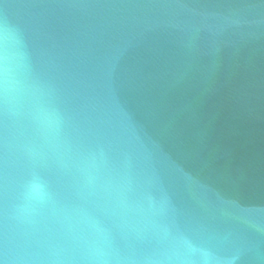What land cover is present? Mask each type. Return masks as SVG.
<instances>
[{"label": "water", "instance_id": "water-1", "mask_svg": "<svg viewBox=\"0 0 264 264\" xmlns=\"http://www.w3.org/2000/svg\"><path fill=\"white\" fill-rule=\"evenodd\" d=\"M0 264H264V0H0Z\"/></svg>", "mask_w": 264, "mask_h": 264}]
</instances>
